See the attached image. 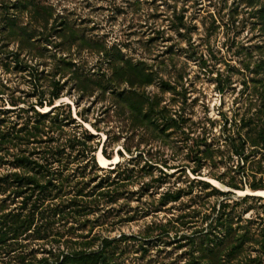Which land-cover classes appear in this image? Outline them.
Segmentation results:
<instances>
[{"label":"rangeland","instance_id":"rangeland-1","mask_svg":"<svg viewBox=\"0 0 264 264\" xmlns=\"http://www.w3.org/2000/svg\"><path fill=\"white\" fill-rule=\"evenodd\" d=\"M258 189L264 0H0V264H264Z\"/></svg>","mask_w":264,"mask_h":264},{"label":"bare ground","instance_id":"bare-ground-1","mask_svg":"<svg viewBox=\"0 0 264 264\" xmlns=\"http://www.w3.org/2000/svg\"><path fill=\"white\" fill-rule=\"evenodd\" d=\"M64 99L63 98H60L58 101H63ZM60 103V102H59ZM48 110H50L49 109V106H48ZM98 158H99V162H100V164H101V166L102 167H106V166H108V164H110L112 161L111 160H109V159H107V157L105 158V155H103L102 154V152H100L99 153V156H98ZM118 160H119V156L117 155L116 157H115V160L113 161V163L114 162H118ZM217 186H219V184H216ZM222 186V185H221ZM221 186H220V188H221ZM227 189H230V188H227ZM235 190V189H234ZM228 191V190H227ZM237 192L239 193V195H241V196H243V195H264V189H258V190H253V191H251L250 193H246V191H244V190H237Z\"/></svg>","mask_w":264,"mask_h":264},{"label":"trees","instance_id":"trees-1","mask_svg":"<svg viewBox=\"0 0 264 264\" xmlns=\"http://www.w3.org/2000/svg\"><path fill=\"white\" fill-rule=\"evenodd\" d=\"M58 97H59V95L56 94L54 98H58ZM230 187H232V186H230ZM235 189H239V188H235ZM253 189H257V188H253ZM224 193H232V192H226L225 191ZM248 197H251V196H249V195L244 196V198H248ZM5 241H6L5 239H3V238L0 237V244H2ZM70 254L71 253L67 254V256H66L67 259H73V258H75L72 254L71 255ZM85 255H88V254H85ZM91 257H93V256H91ZM45 264H49V262H47V259L45 260Z\"/></svg>","mask_w":264,"mask_h":264},{"label":"water","instance_id":"water-1","mask_svg":"<svg viewBox=\"0 0 264 264\" xmlns=\"http://www.w3.org/2000/svg\"><path fill=\"white\" fill-rule=\"evenodd\" d=\"M250 196L264 198V195H250Z\"/></svg>","mask_w":264,"mask_h":264}]
</instances>
